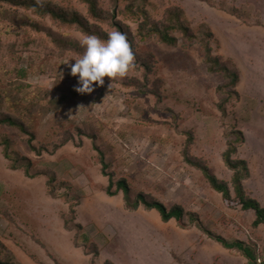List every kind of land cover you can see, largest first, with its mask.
<instances>
[{
  "label": "rangeland",
  "instance_id": "obj_1",
  "mask_svg": "<svg viewBox=\"0 0 264 264\" xmlns=\"http://www.w3.org/2000/svg\"><path fill=\"white\" fill-rule=\"evenodd\" d=\"M23 1L0 0V113L23 121L35 147L46 150L38 154L28 134L0 124V258L7 264H90L97 253L96 264H248L241 252L209 237L201 221L250 244L264 261V225H253L255 211L227 203L183 153L191 134V155L227 181L234 196V172L223 159L234 141L237 156L250 164L247 191L264 197V0H95L103 19L91 14L85 0H40L72 8L108 34L118 30L113 15L133 37L127 74L112 81L105 76L104 85L83 94L75 90L78 75H71V65L87 34ZM174 7L183 9L195 37L174 31L177 45L156 35L141 39V10L164 20ZM202 40L236 66L235 87L227 88L223 72L208 70ZM94 140L109 172L128 181L133 197L142 192L168 208L183 206L186 226L174 218L164 222L143 205L128 209L122 191L109 195ZM53 176L55 195L48 186ZM71 206L77 217L68 228Z\"/></svg>",
  "mask_w": 264,
  "mask_h": 264
},
{
  "label": "trees",
  "instance_id": "obj_2",
  "mask_svg": "<svg viewBox=\"0 0 264 264\" xmlns=\"http://www.w3.org/2000/svg\"><path fill=\"white\" fill-rule=\"evenodd\" d=\"M6 1H15L17 0H6ZM89 5V10L91 14L98 18L103 19L102 12L97 9L95 0H85ZM22 2V1H21ZM23 4H26L27 7L33 9L36 13L41 16H48L54 22H57L62 25H76L77 28H81V30L87 34H95L101 39L106 40L108 38V33L105 32L102 28L98 27L95 24L90 23L83 15H81L78 11L63 7H59L58 5H52L51 3H44L42 1L38 2L37 0L27 1L24 0ZM30 3V4H29ZM233 14H236V11H230ZM140 16L143 17V20L139 26V33L141 39H146L148 36L156 35L162 42L168 45H177L178 37L174 35V31H180L184 35V37L190 39L195 37L190 27H188L184 23V11L180 7L167 8L165 12L164 20H154L150 15L145 11L141 10ZM112 23L119 31L123 32L127 36V40L130 43L131 48H134L133 37L128 29L123 23L115 18V16L111 15ZM32 27H35L36 30L45 32L51 35H58L49 29L48 27L42 26L37 22H30ZM208 36L210 38H214V33L207 29ZM52 38L55 39L53 36ZM59 38V37H58ZM61 42V41H59ZM202 49L204 52V60L207 65V68L210 72H223L226 79L228 80L226 83L227 88L231 89L236 86V84L240 80L239 72L236 66L232 62H228L223 60L220 56L213 54V48L209 42V40L201 41ZM232 94H238L237 92H232ZM220 109L224 114H226L225 101L220 103ZM0 124H7L9 126L17 127L22 132L29 135V143L31 147L38 152V154H42L46 148L37 149L34 145L35 135L30 131L27 125L21 121L20 119L14 117L9 113H0ZM241 134V138L243 139V135L241 131H237ZM6 140V139H5ZM7 141V140H6ZM68 140H63L60 145H56L54 148L58 150L60 147L65 145ZM193 143V137L190 134L187 140V143L184 148V160L196 168L200 169L204 174L205 178L208 180L209 184L216 191L221 192L223 197L227 203H236L241 205L242 209L249 210L253 209L255 211V219L253 221V225L255 227L260 224L264 225V205L255 197H253L246 189L244 185V180L250 178L251 176V168L248 160L244 158H240L237 156L238 148L234 141H229L227 149L223 153V159L226 165L233 170L234 174L232 177V187L234 189V196L232 195L231 186L227 181L220 179L211 169V167L201 159H198L191 155L190 153V145ZM94 148L98 151L100 156V163L102 165V172L104 175L109 177V184L106 187V192L109 195H116L119 191H122L124 194L125 205L128 209L135 210L138 209L141 205H143L146 209H156L161 216V219L164 222H169L171 219H176L182 226H186L184 223L185 215L189 214L181 205H174L168 208L163 202L148 197L145 193H138L135 197L132 196L131 187L128 181L125 178L115 179L114 174L109 172V164L106 160L105 153L98 146L97 142L94 140ZM5 155L8 158H11V153L9 143L6 144L5 147ZM30 164V163H29ZM13 168H16V165H13ZM30 166L27 167V173L29 176ZM55 177H50L48 180V186L50 193L55 195L54 188ZM70 213L72 216L66 218L65 225L69 228L73 222L76 220V209L74 206H71ZM192 215V214H190ZM201 228L208 234L209 237L221 243L225 248L233 250L236 249L241 254L247 258L248 264H264L263 259L257 253V250L251 246L250 244L242 241L240 239L230 240L218 233H215L209 229H207L204 225ZM79 228H82V225L77 224ZM71 228V227H70ZM97 253H94L93 257H91L90 264H96ZM0 264H7L6 261L0 258ZM105 264H114L113 262L106 261Z\"/></svg>",
  "mask_w": 264,
  "mask_h": 264
},
{
  "label": "clouds",
  "instance_id": "obj_3",
  "mask_svg": "<svg viewBox=\"0 0 264 264\" xmlns=\"http://www.w3.org/2000/svg\"><path fill=\"white\" fill-rule=\"evenodd\" d=\"M81 44L84 51L71 65V75H78L75 90L79 93H91L97 85H104L105 76L112 81L125 76L133 66L134 53L126 34L119 30L109 32L106 40L95 34L86 35Z\"/></svg>",
  "mask_w": 264,
  "mask_h": 264
},
{
  "label": "crops",
  "instance_id": "obj_4",
  "mask_svg": "<svg viewBox=\"0 0 264 264\" xmlns=\"http://www.w3.org/2000/svg\"><path fill=\"white\" fill-rule=\"evenodd\" d=\"M252 195L257 198L263 205H264V197H262L260 194H258L257 192H253L252 191ZM97 263V262H96ZM106 263V262H105ZM114 264H117L114 262Z\"/></svg>",
  "mask_w": 264,
  "mask_h": 264
}]
</instances>
